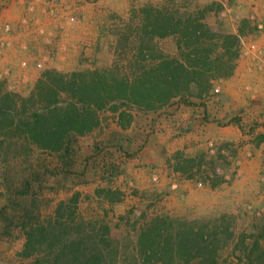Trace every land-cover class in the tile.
Returning a JSON list of instances; mask_svg holds the SVG:
<instances>
[{
  "label": "rangeland",
  "instance_id": "1",
  "mask_svg": "<svg viewBox=\"0 0 264 264\" xmlns=\"http://www.w3.org/2000/svg\"><path fill=\"white\" fill-rule=\"evenodd\" d=\"M132 1L181 12L206 5V0ZM140 9H134L128 20L118 17L114 25L104 26L108 39L103 49L81 50L76 57L33 55L37 50L28 49L0 53V82L6 91L27 97L47 70L108 69L130 75L141 61ZM213 17L208 21L215 22ZM153 44L179 57L177 37L157 39ZM188 100L194 105L176 99L156 113L131 109L133 119L127 131L108 122L112 113H102L101 129L75 139L63 160L59 154L29 148L17 138L7 140L0 156V264L19 263L25 241L23 223L29 215L45 217L58 202L77 192L83 217L100 219L108 212L113 236L124 242L135 240L143 216L193 221L227 215L234 217L236 238L243 233L260 238L264 249V139L260 140L264 123L242 121L244 111L240 115L227 112L216 92ZM177 154L182 160L196 161L193 179L176 171ZM200 162L201 168L197 166ZM207 170L224 181L212 188L204 182ZM97 188L121 192V201L114 205L101 202L94 191ZM231 243L221 252L220 261L246 264L240 251L232 252Z\"/></svg>",
  "mask_w": 264,
  "mask_h": 264
},
{
  "label": "trees",
  "instance_id": "2",
  "mask_svg": "<svg viewBox=\"0 0 264 264\" xmlns=\"http://www.w3.org/2000/svg\"><path fill=\"white\" fill-rule=\"evenodd\" d=\"M222 10L218 1L193 12L143 6L139 10L144 36L139 42L141 61L130 75L108 69L47 70L27 97L6 91L0 82V156L6 141L17 138L29 148L59 154L63 160L75 139L101 126L102 113H112L126 129L134 109L156 113L176 99L193 106L188 99H203L214 81L230 77L238 57V37L208 21L210 15L219 20ZM169 37H177L179 57L153 44ZM176 159V171L193 179L196 161L182 160L181 154ZM197 166L201 168V162ZM205 172L204 182L212 188L224 181ZM95 194L110 205L122 196L108 188L97 189ZM80 202L77 192L58 202L45 217L29 215L23 223L25 241L18 264H228L220 259L231 242L232 252L240 251L246 264H264L261 239L245 233L236 238L233 216L193 221L143 216L135 240L124 242L113 236L108 212L103 218L86 220Z\"/></svg>",
  "mask_w": 264,
  "mask_h": 264
},
{
  "label": "crops",
  "instance_id": "3",
  "mask_svg": "<svg viewBox=\"0 0 264 264\" xmlns=\"http://www.w3.org/2000/svg\"><path fill=\"white\" fill-rule=\"evenodd\" d=\"M214 1L223 10L212 24L223 29L228 23L229 31L223 30L238 37L240 48L232 75L214 81L208 95L218 93L233 115L244 111L242 121L264 123V0L205 3ZM144 5L132 0H0V53L28 49L37 50L33 55L76 57L81 50L103 49L108 39L104 26L114 25L118 17L128 20ZM110 115L108 122L117 130L131 128L122 129L118 118Z\"/></svg>",
  "mask_w": 264,
  "mask_h": 264
},
{
  "label": "built area",
  "instance_id": "4",
  "mask_svg": "<svg viewBox=\"0 0 264 264\" xmlns=\"http://www.w3.org/2000/svg\"><path fill=\"white\" fill-rule=\"evenodd\" d=\"M5 29H6V30H9V27L7 26Z\"/></svg>",
  "mask_w": 264,
  "mask_h": 264
}]
</instances>
